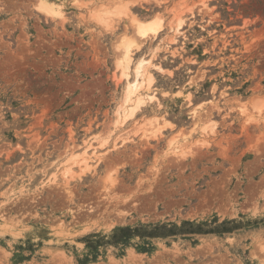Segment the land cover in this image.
<instances>
[{
	"label": "rangeland",
	"instance_id": "374dc122",
	"mask_svg": "<svg viewBox=\"0 0 264 264\" xmlns=\"http://www.w3.org/2000/svg\"><path fill=\"white\" fill-rule=\"evenodd\" d=\"M43 1L58 14L0 0V264H264V107H252L264 104V0H129L162 18L131 68L152 58L163 72L151 69L156 102L121 128L128 19L109 31L89 19L107 0ZM152 117L156 138L132 133ZM96 136L99 159L64 182L69 154Z\"/></svg>",
	"mask_w": 264,
	"mask_h": 264
},
{
	"label": "bare ground",
	"instance_id": "6f19581e",
	"mask_svg": "<svg viewBox=\"0 0 264 264\" xmlns=\"http://www.w3.org/2000/svg\"><path fill=\"white\" fill-rule=\"evenodd\" d=\"M81 1L82 0H73V3L78 7L85 6V3ZM129 4V0H107L105 4L96 5L89 11V19L98 23L109 31H111L114 27V19L116 20L117 18L118 20L125 17L128 19L129 25L134 33L133 36L122 35L115 44V68L119 71V79L125 84L120 103L115 110L116 118L112 125L114 127L120 128L124 127L130 120H132L136 113L147 103H153L154 101L156 102V97L151 88L153 82L151 69L163 72L161 67L152 63V58L145 59L141 57L135 62L133 68H131L134 50H138L140 47L139 42L157 38L160 30L162 29V18L155 14L150 19L142 20L130 12ZM36 8L40 13L51 17L56 16L59 12L58 6L43 0H37ZM171 13L172 20L169 22V29L172 31V33L178 35L181 32L183 20L179 17V14L176 10H172ZM157 49L158 47H155L153 52ZM261 106L264 107V104L260 103L259 105L257 103L252 106L254 109L253 111H256L258 115L261 112ZM242 113H244V110ZM190 114L193 118H197V109H192ZM246 121H250V118H248ZM204 125L201 126V131L204 132L209 128V131H211L212 134L214 127H211L210 124L206 126ZM138 132L142 133L140 136L141 140L148 141L152 138H156V136L161 133V128L158 125V119L152 117L146 120L144 123L136 127L132 133L136 134ZM129 135L130 132L127 131L118 136L120 139V144L118 147H121L130 141ZM190 135V132L189 134L183 136L181 135V141L183 142ZM177 138L178 137H174L169 140V154L183 158L185 152L180 151V145L177 141L179 139ZM96 142L97 145H95ZM106 143L107 140H99V136L84 141L83 147H81L82 151L80 153L69 154V158L65 162V167L61 172L62 180L64 182H68L74 177L75 174L80 176V174L89 171L91 166L89 165L88 161L94 159L93 157H97V161V159H99V155L97 154L96 150L97 148L104 147ZM197 143L204 144L205 142L200 141ZM74 168L78 169V173L74 172ZM55 178L56 176L52 175V182L55 181ZM2 219L3 215H0V220Z\"/></svg>",
	"mask_w": 264,
	"mask_h": 264
}]
</instances>
